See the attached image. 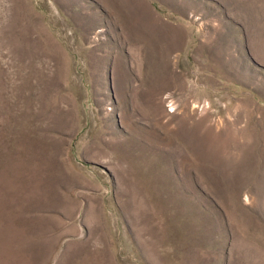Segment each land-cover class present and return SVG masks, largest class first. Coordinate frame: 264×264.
<instances>
[{"label": "rangeland", "instance_id": "374dc122", "mask_svg": "<svg viewBox=\"0 0 264 264\" xmlns=\"http://www.w3.org/2000/svg\"><path fill=\"white\" fill-rule=\"evenodd\" d=\"M264 264V0H0V264Z\"/></svg>", "mask_w": 264, "mask_h": 264}, {"label": "crops", "instance_id": "0c3cea01", "mask_svg": "<svg viewBox=\"0 0 264 264\" xmlns=\"http://www.w3.org/2000/svg\"><path fill=\"white\" fill-rule=\"evenodd\" d=\"M31 264H37V263H31Z\"/></svg>", "mask_w": 264, "mask_h": 264}]
</instances>
